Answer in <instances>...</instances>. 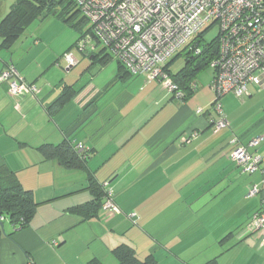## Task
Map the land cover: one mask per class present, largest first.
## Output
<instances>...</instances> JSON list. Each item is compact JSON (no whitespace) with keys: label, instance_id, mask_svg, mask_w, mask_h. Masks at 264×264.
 <instances>
[{"label":"crops","instance_id":"0c3cea01","mask_svg":"<svg viewBox=\"0 0 264 264\" xmlns=\"http://www.w3.org/2000/svg\"><path fill=\"white\" fill-rule=\"evenodd\" d=\"M15 1L0 0V22ZM75 32L49 15L9 50L0 47V73L13 65L36 88L33 96L15 97L0 83V169L36 204L26 227L1 222L0 264H117L113 251L121 245L153 264H264L261 233L239 240L253 214L264 213V165L246 173L231 159L235 137L264 159V85L224 95L228 126L216 131L213 72L207 88L182 102L159 82L122 76L113 60L100 65L92 56L98 47L74 73L78 58L67 69L63 55L74 48ZM66 88L70 95L56 108ZM63 142L81 167L42 154L41 147ZM91 179L111 194L119 214L102 206L89 216L77 210L94 200ZM252 186L259 192L249 196Z\"/></svg>","mask_w":264,"mask_h":264},{"label":"built area","instance_id":"2783aa9c","mask_svg":"<svg viewBox=\"0 0 264 264\" xmlns=\"http://www.w3.org/2000/svg\"><path fill=\"white\" fill-rule=\"evenodd\" d=\"M71 1L91 25L90 35L82 37L73 48L78 54L89 55L104 45L113 60L121 63L130 75L159 82L178 100L183 94L164 67L182 51L199 54L194 46L199 36L218 24V56L209 65L213 72L210 88L214 94L210 111L217 115L213 124L216 131L228 126L220 102L224 95L233 93L240 97L247 94V86L264 85V0ZM74 50L63 55L67 69L77 64ZM0 83L8 86L11 96H33L36 92L35 86L24 82L13 65L0 73ZM197 89L196 83L191 82L190 90ZM202 113L204 110L196 111V114ZM260 140L253 138L249 146H256ZM232 144L231 159L242 172L254 173L264 165L263 158L249 154L245 147L238 145V138ZM258 192V187L252 186L249 196ZM107 194L103 209L119 214L111 194ZM133 216L129 215L128 219ZM4 221L1 216L0 222ZM254 233H261L260 244L264 247L262 212L253 214L241 236Z\"/></svg>","mask_w":264,"mask_h":264},{"label":"trees","instance_id":"16d2710c","mask_svg":"<svg viewBox=\"0 0 264 264\" xmlns=\"http://www.w3.org/2000/svg\"><path fill=\"white\" fill-rule=\"evenodd\" d=\"M59 6H61V9ZM74 9H76V11ZM76 13L80 12L71 0H16L9 12L0 22V47L5 50H9L21 38L31 23L49 15H53L61 19L63 22L69 23L74 29L78 31L79 37L74 44L75 46L82 37L87 34L90 35L91 28V25L81 15L83 18L82 21L89 24V29L85 31L87 34H84L83 36V32L81 31V20L78 18V16H76ZM203 34L199 36V40L194 45L198 49L199 54H195L193 51H182L177 56L173 57L164 67V71L167 73V75H169L172 82L177 86L178 90L183 94V98L179 100L181 102L185 101L190 95L194 93V91L190 90V83L195 82L196 78L201 74V72L206 70L209 67L211 61L216 59L218 56V39L216 38L207 44L202 41ZM98 48L100 53L92 56L93 59H96L98 56H100V65H105L109 60H113L112 56L105 49L104 45H99ZM81 56H85V54ZM180 56L183 57L182 67L175 73L170 72V66L173 64V62H175L176 58ZM116 63L119 66V71L122 73V76L124 74H129L121 63L118 61H116ZM69 95L70 94L66 88L61 96L53 103V106L56 108L62 106L68 99ZM41 152L45 158L57 159L68 168H79L82 166V163L79 161V157L73 151V148L69 142H63L57 146L45 145L41 147ZM85 154H87V151ZM89 188L94 196L93 202L89 206L84 205L83 207L77 208V210H79L81 213H84L85 216L92 215L94 211L101 208V206L103 207L108 195V192L100 189L92 179L89 182ZM35 207L36 204L31 193L25 191L20 186L19 182L11 172H8L6 169H0V217L3 216L5 221H8L13 225H18V227L22 229L27 226L33 217L35 213ZM89 212H92V214ZM249 235L250 234L241 236L239 237V240ZM113 254L117 258V264L154 263V260L151 256L147 257L143 261H140L137 259L133 249L124 245L114 249ZM88 264L101 263L97 260H93ZM205 264H216V261L214 259Z\"/></svg>","mask_w":264,"mask_h":264},{"label":"rangeland","instance_id":"374dc122","mask_svg":"<svg viewBox=\"0 0 264 264\" xmlns=\"http://www.w3.org/2000/svg\"><path fill=\"white\" fill-rule=\"evenodd\" d=\"M59 8L61 9V6H59ZM74 10L76 11V9H74ZM76 16H78V18L81 20V24H82L81 31L83 32V36H84V34H87V32L85 33V31L87 29H89V24L87 22L82 21L83 18H82L80 13H76ZM49 18H51V17H48L47 20H50ZM71 30H73V29H71ZM58 35L60 36V33ZM76 35L78 36L79 34L76 33ZM217 37H218V24H215L213 27H211L209 30H207L203 34L204 42L207 44L212 42L213 40H215ZM72 50H74V49L72 48ZM73 53H74V56H76L79 60L78 66L73 70V72L75 73L76 71H79V70H82L83 68H85L86 65L89 63V60L82 57L75 50L73 51ZM97 53H99V50ZM110 64L115 66L116 61L113 60ZM182 65H183V57L180 56V57L176 58L175 62H173V64L170 66V72H172V73L177 72L182 67ZM211 76H212V70L209 67L206 70H204L203 72H201V74L197 77V80H195V83L198 86L197 90H200L201 87L207 88V86L209 85ZM88 77H89V74H88ZM166 243H168L170 245L171 240L167 239Z\"/></svg>","mask_w":264,"mask_h":264},{"label":"water","instance_id":"95a60500","mask_svg":"<svg viewBox=\"0 0 264 264\" xmlns=\"http://www.w3.org/2000/svg\"><path fill=\"white\" fill-rule=\"evenodd\" d=\"M0 227H2V224L0 223Z\"/></svg>","mask_w":264,"mask_h":264},{"label":"flooded vegetation","instance_id":"af4514ba","mask_svg":"<svg viewBox=\"0 0 264 264\" xmlns=\"http://www.w3.org/2000/svg\"><path fill=\"white\" fill-rule=\"evenodd\" d=\"M91 54H93V53H91Z\"/></svg>","mask_w":264,"mask_h":264}]
</instances>
